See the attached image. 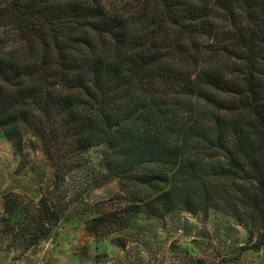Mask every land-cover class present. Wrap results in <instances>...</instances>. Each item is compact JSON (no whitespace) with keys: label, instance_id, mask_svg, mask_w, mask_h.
I'll return each instance as SVG.
<instances>
[{"label":"trees","instance_id":"16d2710c","mask_svg":"<svg viewBox=\"0 0 264 264\" xmlns=\"http://www.w3.org/2000/svg\"><path fill=\"white\" fill-rule=\"evenodd\" d=\"M2 136L36 138L57 177L96 152L121 192L87 220L97 241L215 209L261 249L264 0H0ZM39 207L6 200V233L46 237L60 216Z\"/></svg>","mask_w":264,"mask_h":264},{"label":"rangeland","instance_id":"374dc122","mask_svg":"<svg viewBox=\"0 0 264 264\" xmlns=\"http://www.w3.org/2000/svg\"><path fill=\"white\" fill-rule=\"evenodd\" d=\"M104 1L113 6L123 0ZM95 156L57 177L36 138L26 141L22 153L0 138V264H264V246L254 249L246 228L215 209L140 219L97 241L87 220L119 201L121 192L117 180L104 182L92 172ZM44 198L60 216L46 237L34 238L30 227L6 233V200L31 217L41 213Z\"/></svg>","mask_w":264,"mask_h":264}]
</instances>
